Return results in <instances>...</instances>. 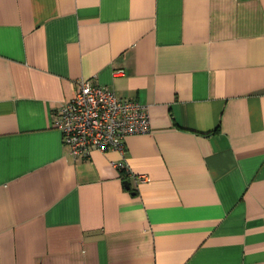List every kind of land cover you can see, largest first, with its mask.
Segmentation results:
<instances>
[{"label":"crops","instance_id":"crops-1","mask_svg":"<svg viewBox=\"0 0 264 264\" xmlns=\"http://www.w3.org/2000/svg\"><path fill=\"white\" fill-rule=\"evenodd\" d=\"M81 79L151 131L74 158ZM0 264H264V0H0Z\"/></svg>","mask_w":264,"mask_h":264},{"label":"built area","instance_id":"built-area-1","mask_svg":"<svg viewBox=\"0 0 264 264\" xmlns=\"http://www.w3.org/2000/svg\"><path fill=\"white\" fill-rule=\"evenodd\" d=\"M53 123L76 159H89L93 151L114 150L124 154L128 137L151 131L147 106L121 99L109 88L86 79L76 83L74 98L62 106ZM116 167L126 169L124 164ZM137 179L143 182L146 178L141 175Z\"/></svg>","mask_w":264,"mask_h":264},{"label":"water","instance_id":"water-1","mask_svg":"<svg viewBox=\"0 0 264 264\" xmlns=\"http://www.w3.org/2000/svg\"><path fill=\"white\" fill-rule=\"evenodd\" d=\"M126 185H127V187H128V188H130V186H129V183H128V182L126 183Z\"/></svg>","mask_w":264,"mask_h":264}]
</instances>
